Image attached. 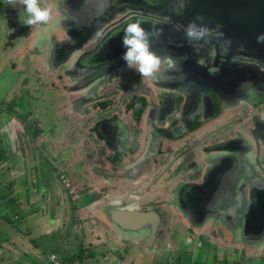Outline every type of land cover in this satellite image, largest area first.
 I'll return each mask as SVG.
<instances>
[{
    "label": "flooded vegetation",
    "instance_id": "af4514ba",
    "mask_svg": "<svg viewBox=\"0 0 264 264\" xmlns=\"http://www.w3.org/2000/svg\"><path fill=\"white\" fill-rule=\"evenodd\" d=\"M84 5L50 0L49 6H55L51 28L39 32V24L32 28L20 25L19 29H24L20 42L18 26L13 25L20 14L9 12L16 18L8 21L11 32L5 38L16 44L8 46L6 42L3 49L15 46L13 58L30 55V65L19 68L21 76L24 71L37 77H43V71L51 75L48 88L58 91V96L51 95L59 105V117L53 114L44 131L27 120L24 131L18 130L14 137L3 133V146L9 152L13 153L11 144L23 154L20 149L27 140V153H34L31 160L23 156L25 167L20 168L19 176L33 169L27 161L41 159L40 167L49 164L65 185L68 180L55 162H82L76 170L79 177L72 178L96 195L92 204L97 203V211L93 210L97 215L105 212L109 217L110 209L156 215V226L145 223L135 230L110 221L122 235L152 237L143 253L147 251L156 259L160 252L169 253L167 264L171 255L172 262L180 264L182 256L172 250L180 240L193 235L219 244L216 247L225 250L222 254L229 256L234 250L239 264L240 259L249 261L247 252L258 253L255 258L264 262V239L247 243L240 238L239 221L232 225L230 220L216 219L221 213L214 212L216 207L197 210L196 187L209 176V183L225 186L224 195L240 193L243 201H248L255 190L253 184L264 182V54L234 50L213 27L214 21L201 17L197 0H97V18L73 21L70 15H87L80 12ZM137 17L167 33L152 39V49L165 57L157 79L139 76L125 66L122 55H109L102 48L108 33ZM192 23L203 31L202 36L185 35ZM63 24L79 27L73 28L77 35H71L78 40L71 41V31L66 34ZM61 42L70 51L64 46L53 52L54 45ZM96 44L100 48L97 60L86 62L95 57L90 51ZM51 58L67 61L54 67ZM26 79L32 80V76ZM38 88L41 98L45 90L42 85ZM26 94H20L25 101ZM42 101L46 111L40 118L52 113L53 107V101ZM28 130H33L32 138L23 139ZM43 149L55 161L45 160ZM125 241L121 244L126 245Z\"/></svg>",
    "mask_w": 264,
    "mask_h": 264
},
{
    "label": "rangeland",
    "instance_id": "374dc122",
    "mask_svg": "<svg viewBox=\"0 0 264 264\" xmlns=\"http://www.w3.org/2000/svg\"><path fill=\"white\" fill-rule=\"evenodd\" d=\"M49 1L41 0V4L49 6ZM10 11L20 14L19 19L11 16ZM23 13L28 16L19 0L14 5H10L8 0H0V109L2 110L0 112V133L3 135L6 132L8 138L14 137L18 130L24 131L29 122H36L37 128L44 131L52 122L53 114L56 115V118L59 117V105L51 95L52 93L54 96H58V91L48 88L52 76L43 71V77L41 75L37 77L38 74L33 75V73L24 70V75L21 76L19 68L27 64L30 65L28 63L30 55L24 53L20 59L13 58L11 55L14 54L15 46L12 49H3V44L6 42L8 46L16 44V42H8V39L5 38L6 33L11 32V30L8 31L9 20L13 21L16 18L13 25L18 26L17 40L20 42L24 39L22 37L24 29L19 28L20 25L23 27L25 23L20 19L26 21L28 17H22ZM47 25H37L39 32L42 30L47 32V29L51 28L50 23L48 27ZM27 27L32 28L34 25ZM40 36H42L41 33L37 37ZM22 45L25 49L26 45ZM26 76H32V80L28 81L29 78L24 80ZM41 85L45 91H42L44 92L43 97L40 98L37 90ZM22 92L28 94V97L27 94L25 95L26 101L20 95ZM41 99L53 101V107L50 109L52 113L47 112L44 118H40L42 111H46ZM18 106L22 109H19ZM23 120L26 121L23 122ZM29 138L31 139L32 136ZM12 147L10 144L9 149L11 148L13 153L5 163L7 167L0 169V176L5 174L0 177V190L4 183L8 184L9 181H13L10 197L20 195V192L28 187L30 191L28 194L21 192V195L29 197L27 200L22 197L19 202L21 210L19 215H22L23 219L13 221L12 213L6 215L8 220L13 222V226L4 224L0 219V264H167L169 253L160 252V256L157 255L158 259L147 251L143 253V250L150 246L152 237L149 238L142 233L122 235L119 229L110 224L105 212L102 215L93 212V205H90L97 200L96 195L83 190L75 180L79 177L76 170H80L82 162H68L66 165H63L65 164L63 160L59 161L61 165L55 162V165L62 170L59 173H64L66 176L64 178L66 181L68 180L69 185H67L68 182H65V185L62 184L63 181L56 176L53 170H50L49 164L48 167L44 165L40 167L41 159L27 161V166L30 165L33 169L27 170L26 175L24 172L25 176H19L22 174L20 168L25 167L22 162L23 156H27L31 160L30 156L34 153L30 155L26 149L23 154H19L15 150L16 147L14 145ZM41 151L45 152V157H47L45 160L51 158L52 161H55L56 158L47 154L49 151L44 149ZM70 171L72 172L70 173ZM4 193L5 189L0 192V195ZM70 196H73V199ZM2 203L3 200L0 196V205ZM94 211H97V207ZM0 214L3 215L2 210ZM4 227H9L10 230L4 231L2 229ZM187 236L188 238L180 240L172 250L177 256H182L180 264H222L224 257L229 261V264H239L234 250H230L228 256L225 255V252L221 253L225 251L224 249L216 247H219V244L212 245L207 237L197 239L193 235ZM148 238L149 242L146 241ZM124 241L126 245L121 244ZM80 252H83L85 256L72 262L71 258H75ZM251 253H246V259L249 261L244 262L240 259V264H264L262 260L255 258L259 255L258 253L254 255ZM52 256L56 258L55 262L51 261ZM169 257L171 259L169 264H177L176 261L172 262V258H174L172 255Z\"/></svg>",
    "mask_w": 264,
    "mask_h": 264
},
{
    "label": "water",
    "instance_id": "95a60500",
    "mask_svg": "<svg viewBox=\"0 0 264 264\" xmlns=\"http://www.w3.org/2000/svg\"><path fill=\"white\" fill-rule=\"evenodd\" d=\"M67 2L68 0H61ZM78 7L79 3H85L84 8L80 12H88L87 15L81 17L70 15L73 19L97 18V0H70ZM85 1V2H84ZM122 1V0H116ZM124 1V0H123ZM140 1V0H135ZM199 5V13L202 18L213 20L220 35L228 39L234 50L247 52L250 55L262 53L264 54V0H197ZM80 8V7H79ZM95 11V12H94ZM89 15V16H88ZM134 20V19H133ZM129 20L125 24L113 29L104 38L102 44L103 50H106L109 55H122L124 48L122 47L121 37L123 35L124 26L132 22ZM72 21V22H73ZM79 29L76 25H61L66 34L77 35ZM143 27L149 32L158 33L159 36L164 35V30L159 31L156 26H151L144 23ZM149 28V29H148ZM167 34V33H166ZM71 41L76 40V36H71ZM153 39V37H152ZM78 40V39H77ZM66 47L65 43H57L53 47V52L62 47ZM66 50L70 51L67 47ZM99 47L96 46L90 51L93 58L85 59L86 62H95L97 59ZM67 59L51 58V66L58 67L66 63ZM53 67V68H54ZM52 68V69H53ZM209 176H205L202 184L196 186L199 191L197 204L202 211H210L214 207L215 211H221L216 214L218 220H230L231 224H235V220L239 221V234L242 240L247 243H260L264 239V182L254 183L255 190L251 193L248 201H243L240 193L234 196L224 195L225 186L211 184L208 182ZM209 188L210 193L207 192ZM214 191L213 195L211 192ZM228 197V198H227ZM232 197V198H231ZM231 199V200H229ZM229 200V201H228ZM226 201H228L226 203ZM109 220L115 225L126 230H135L145 223L157 225V217L154 214L145 215L132 211L110 209ZM187 210L185 215L188 216ZM153 221V222H152Z\"/></svg>",
    "mask_w": 264,
    "mask_h": 264
},
{
    "label": "clouds",
    "instance_id": "9594fccd",
    "mask_svg": "<svg viewBox=\"0 0 264 264\" xmlns=\"http://www.w3.org/2000/svg\"><path fill=\"white\" fill-rule=\"evenodd\" d=\"M16 2L17 0H8L10 5H14ZM19 2L23 4L24 10L28 14L25 24L33 26L48 24L51 21L53 7L55 6H42L41 0H19ZM144 23L142 17H137L124 26L121 37L124 52L121 59L128 69L135 71L139 76L157 79L165 57L152 49V37L158 33L149 32L143 27ZM179 27L177 25L178 29ZM185 35L200 37L203 35V31L198 29L195 23H192L185 29Z\"/></svg>",
    "mask_w": 264,
    "mask_h": 264
},
{
    "label": "trees",
    "instance_id": "16d2710c",
    "mask_svg": "<svg viewBox=\"0 0 264 264\" xmlns=\"http://www.w3.org/2000/svg\"><path fill=\"white\" fill-rule=\"evenodd\" d=\"M11 107L13 108L12 105H11ZM0 112H2L1 109H0ZM32 133H33V130H28V131L25 132V135H22V138L23 139H24V137L29 138L32 135ZM25 141L27 142V140H25ZM26 142H25L23 148L20 149L21 152H24V150L27 149V143ZM3 144H4L3 135L1 134V136H0V169H1V167L2 168H6L7 167V165L5 163H7V159L10 158V156L12 155L11 151L9 152L7 149H5ZM23 160H25V159H23ZM3 175H5V174L3 173L0 177H2ZM12 183H13V181H11V182L9 181L8 184L4 183V186L0 190V192H1L3 189H5V193L0 195L1 199L3 200V203L0 205V207H2V208H0V211L2 210L3 215L0 214V219L4 220V222L9 223V224L13 223L12 221L8 220V218L6 216L9 213H12V218L11 219H13V221H19L20 218L23 219L22 215H19V213L21 212L19 202H21L22 197L24 199H26V200L28 199L27 196H26L27 197L26 198L25 196L21 195V193H20V195L17 194L16 196L14 195V196L10 197L9 194L12 193V190H11V187L13 186ZM29 191L30 190H29V187H28V188L25 189V191H22V192H24V194H25V192L28 194ZM4 199H6V200L4 201ZM83 256H85L83 254V252H80V253H78L76 255L75 258L71 256L72 257L71 261L73 262L75 260H79ZM223 260L224 261L222 262V264H229V261L225 257L223 258Z\"/></svg>",
    "mask_w": 264,
    "mask_h": 264
},
{
    "label": "crops",
    "instance_id": "0c3cea01",
    "mask_svg": "<svg viewBox=\"0 0 264 264\" xmlns=\"http://www.w3.org/2000/svg\"><path fill=\"white\" fill-rule=\"evenodd\" d=\"M24 191H25V190H24ZM21 192H22V191H21ZM21 192H20V193H21ZM92 205H93V204H92ZM93 207H94V210H95V208L97 207V203L94 204ZM1 221L4 222V220H2V219H1ZM4 224L8 225L9 223L4 222ZM9 225L13 226V223H12V224H9ZM9 225H8V226H9ZM2 229H3L4 231H6V230H10L9 227H4V228H2Z\"/></svg>",
    "mask_w": 264,
    "mask_h": 264
},
{
    "label": "built area",
    "instance_id": "2783aa9c",
    "mask_svg": "<svg viewBox=\"0 0 264 264\" xmlns=\"http://www.w3.org/2000/svg\"><path fill=\"white\" fill-rule=\"evenodd\" d=\"M55 259H56V258H55L54 256H52L51 261H52V262H55Z\"/></svg>",
    "mask_w": 264,
    "mask_h": 264
}]
</instances>
